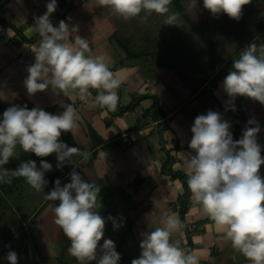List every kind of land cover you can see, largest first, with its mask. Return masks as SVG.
I'll return each instance as SVG.
<instances>
[{
	"label": "crops",
	"instance_id": "1",
	"mask_svg": "<svg viewBox=\"0 0 264 264\" xmlns=\"http://www.w3.org/2000/svg\"><path fill=\"white\" fill-rule=\"evenodd\" d=\"M49 2L0 0V120L4 111L13 106H26L29 110L36 107L58 115L64 111L63 105L72 104L80 116L79 127L74 134L62 133L60 140L67 144L65 138H72L73 144L90 156L87 161L79 155L74 156L73 164L65 163L58 169L55 153L42 158L17 147L16 155L4 168L13 170L28 160H34L37 167L41 160H45L53 167L45 173L48 183L44 187L46 189L40 191L41 201L30 215L20 213L23 227L16 232L36 223L38 232L43 234L41 243H49L46 240L50 234L51 240L59 238L62 230L54 223L52 210L58 201H48L45 195L54 189L57 179L62 184L75 170L83 179L100 188L98 201L101 207L98 212L106 224L99 243L102 246L104 239L114 241L115 250L120 255L119 264H131L133 259L139 258L143 234L162 226L164 213L178 216L184 228L181 233L174 234L172 240L179 241V246L186 252L194 253L199 264H249L230 242L223 239L222 232L194 202L190 190L187 192L185 156L195 154L189 148L195 118L211 110L219 113L230 124V129L241 124L244 130L256 126L248 125V121L254 119L260 127L257 142L264 158V105L247 97L237 96L231 100L222 87L228 74L210 83L224 62L203 80L202 75L194 71L189 84L184 75L173 67L157 63L155 59L145 62L135 57L132 60L120 43L122 38H118L121 24L117 16L110 9L99 7L96 0H57L56 11L49 19L56 21V26L63 20L70 30L75 27L77 31L71 34L70 39L79 35L89 41L92 55L106 58L110 69L122 81L117 90V109L89 108L75 96L56 94L51 86L43 92L29 95L24 80L28 76L27 68L35 62L32 49L38 46L40 37L29 41L22 35L28 39L39 36L35 21L46 12ZM262 17L264 14L260 15L261 21ZM203 32L206 40L213 41L206 31ZM263 34L264 31L259 33L260 36ZM200 39L204 40L201 36ZM127 51L131 55L130 50ZM160 58H164L163 55ZM96 94L92 90L93 98ZM141 96L144 97L138 99ZM160 99L167 108L165 112L161 110ZM133 100H137L133 109L123 114L116 112ZM238 103L242 107L240 110ZM102 151L105 157L100 155ZM169 157L172 170L182 175L172 176L163 171ZM260 175L264 178L262 168ZM23 181L22 177H14L11 184H3L7 189L16 188ZM5 192L0 183L2 198H5ZM3 205L6 206L4 201ZM182 208H185L183 214ZM109 216L116 220L119 228L114 229ZM4 218L10 217L5 215ZM8 224L6 222L4 230L0 229L1 235L5 229L8 233L9 229L15 228L9 221ZM56 242L52 247L36 246L42 260L47 258L49 264H78L67 252L70 241L65 237L62 243Z\"/></svg>",
	"mask_w": 264,
	"mask_h": 264
},
{
	"label": "clouds",
	"instance_id": "2",
	"mask_svg": "<svg viewBox=\"0 0 264 264\" xmlns=\"http://www.w3.org/2000/svg\"><path fill=\"white\" fill-rule=\"evenodd\" d=\"M172 0H96L112 14L130 20L153 13L166 16V25H178V13L170 12ZM194 0L193 7H196ZM251 0H203V7L213 17L226 14L239 21L244 6ZM57 0H50L46 12L36 18L35 27L40 37L32 51L35 62L27 68L24 80L27 93L34 95L51 86L56 94L75 96L89 108H107L115 111L119 102L117 90L121 79L110 69L106 58L92 55L89 41L71 34L65 21L53 26L49 17L56 11ZM233 70L223 80V90L234 100L247 97L264 105V44L252 43L239 53L233 62ZM92 90L96 95L92 97ZM64 111L55 115L40 108L29 110L26 106L9 107L0 120V183L11 184L14 177H22L37 192L43 191L48 181L45 173L52 164L45 160L40 166L34 160L22 162L17 168H4L16 155L19 146L24 152L37 157L56 154L58 169L65 163L73 164L74 156L89 159L88 152L69 147L60 140L62 133H72L79 127L80 116L72 104L63 105ZM163 109V108H162ZM167 109V108H166ZM165 109V110H166ZM163 109V111H165ZM234 110V109H233ZM243 131L239 140H233L230 124L215 111L195 118L191 128L189 148L195 153L185 156L187 161V185L194 202L214 222L223 239L231 243L249 264H264V178L260 168L264 165L261 146L257 142L260 127L254 119ZM101 156L105 157L102 151ZM71 182L61 187L57 179L55 187L45 195L48 201H58L52 209L54 223L70 241L67 252L78 264H119L120 255L114 241L104 239L106 220L98 209L100 188L89 183L73 170ZM114 229L120 225L111 216ZM162 226L143 234L139 258L131 264H199L198 257L186 252L173 241L172 236L181 233L184 225L176 214L164 213ZM98 251L100 253L98 257ZM9 264H18L17 253L7 255Z\"/></svg>",
	"mask_w": 264,
	"mask_h": 264
},
{
	"label": "rangeland",
	"instance_id": "3",
	"mask_svg": "<svg viewBox=\"0 0 264 264\" xmlns=\"http://www.w3.org/2000/svg\"><path fill=\"white\" fill-rule=\"evenodd\" d=\"M180 3L181 6L172 1L169 6L170 12L179 14L178 25H166L164 23L166 16L155 13L146 16L142 12L140 16L130 20L117 16L121 24L118 38L125 39L124 42L127 41L126 39H132L133 42L129 44L131 52L139 53V59L145 62L148 59L159 60V57L163 55L164 58L166 57V63L182 76L184 75L189 84L192 83L191 74L194 71L199 72L203 80L209 76L208 73L214 71L216 66L224 62L229 63L226 70L230 72L233 70L234 60L246 46L252 43L264 44V34L259 35L263 31L256 29L260 22V15L264 14V0H251V3L244 6L242 18L239 21L229 18L226 14L213 17L204 9L203 0H197L196 7L192 6L194 0H180ZM194 23L206 31L214 42L201 40L194 29ZM207 41L211 43L213 49L207 45ZM200 52L202 53L199 54ZM131 59L134 60V58ZM65 140L69 146L76 147L72 138H65ZM10 188H5V198L1 197L6 206L2 203L4 209L0 210V218L3 219L0 229L4 230L8 221L15 228L9 229L8 233L5 229V233L0 234V264H9L7 255L10 251L17 253L18 264H49L47 258L42 260L41 255L36 259L32 248L36 249L38 245L50 247L52 244L55 245L57 240L62 243L65 239L63 232L61 231L58 239L56 237L51 240L52 234L48 235L46 241L49 243H41L40 238L43 234L38 232L36 223L29 228L24 227L22 232H16L23 227V219L19 220L20 213L30 215L41 201V194L27 184L25 179L20 186L11 190ZM5 215L13 220L4 218ZM23 247H26L25 259L22 258Z\"/></svg>",
	"mask_w": 264,
	"mask_h": 264
},
{
	"label": "trees",
	"instance_id": "4",
	"mask_svg": "<svg viewBox=\"0 0 264 264\" xmlns=\"http://www.w3.org/2000/svg\"><path fill=\"white\" fill-rule=\"evenodd\" d=\"M173 2H175L176 4H178L179 6H181V3H180V0H172ZM51 21V23H53L54 24V26H56V21H54V20H50ZM194 29L197 31V33H198V35L199 36H201V37H203L204 38V41H206V37H205V34H204V32L202 31V29L201 28H199L198 26H196V25H194ZM257 31H264V17H262V21L260 20V22H259V25L257 26ZM22 37H23V39H25V40H29V41H35V40H37L38 39V37L39 36H37V37H33V38H30V39H28V38H24V35H22ZM121 40V45L123 46L124 45V47L126 48L125 49V51L128 53V57H130V58H139V56H140V54L139 53H133V52H131V50H130V46H129V44H131V42H132V39H126L127 41L126 42H124V40L125 39H120ZM207 45L209 46V47H211L212 49L214 48L212 45H211V43H209V41L207 42ZM127 50H130V52H131V55H129L130 53L127 51ZM166 61L167 60H165V58H160L159 57V60H157L156 59V62L157 63H159V64H161V65H167V66H170L169 64H167L166 63ZM229 65V63H224L221 67L219 66V70H218V72L216 73V75H215V77H214V79H211L210 80V83L212 84L213 82H215L217 79H219V78H221V77H223V76H225L226 74H228L229 72H228V70H226V67ZM170 67H172V66H170ZM144 96H141V97H139L138 99H141V98H143ZM137 99V100H138ZM137 100H133L131 103H129V104H127V105H125L124 107H122V108H120V110H118V111H116L117 113H119V114H123V113H125V112H127V111H129V110H131V109H133V107H135L136 106V104H137ZM117 107H118V105H117ZM237 108H239V110L240 109H242V107H241V105L238 103V105H237ZM161 110L163 111V109L161 108ZM115 112V113H116ZM163 112H165V111H163ZM230 131H231V133H232V136H233V138L235 139V140H239L241 137H242V135H243V131H244V125L243 124H241V125H238V127L237 128H235V129H230ZM170 162H171V159H170V157L167 159V163L163 166V171H165L166 173H168V174H170V175H172V176H178V175H182V174H180L179 172H175V171H173L172 170V167L170 166ZM261 168L264 170V165H262L261 166ZM72 173V172H71ZM184 176V175H183ZM185 177V176H184ZM71 182V177H70V174L67 176V178L63 181V183L60 185L61 187H63L65 184H67V183H70ZM1 185L3 186V188L5 189V187H4V184L3 183H1ZM188 186V185H187ZM187 192H189V189H187ZM2 196H1V194H0V210H2V203H3V200H2V198H1ZM2 201V202H1ZM184 203H185V201L183 202V205H184ZM185 206H186V204H185ZM184 206V207H185ZM184 211H185V208H182L181 209V213L183 214L184 213ZM1 220H3L2 218H0V223H1ZM181 220H183V218L181 219ZM0 227H1V224H0ZM26 247H23V250H22V252H23V258L25 259L26 258ZM25 250V251H24ZM32 250H34V257L37 259L38 258V256H39V253H36V252H38L37 251V247H36V249L35 248H32Z\"/></svg>",
	"mask_w": 264,
	"mask_h": 264
},
{
	"label": "built area",
	"instance_id": "5",
	"mask_svg": "<svg viewBox=\"0 0 264 264\" xmlns=\"http://www.w3.org/2000/svg\"><path fill=\"white\" fill-rule=\"evenodd\" d=\"M160 101H161V99H160ZM160 105L163 106V109L164 110L166 109V106L163 105L162 101H161V104Z\"/></svg>",
	"mask_w": 264,
	"mask_h": 264
}]
</instances>
